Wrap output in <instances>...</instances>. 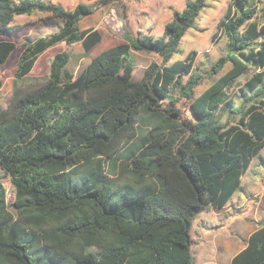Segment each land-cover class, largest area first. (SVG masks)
Wrapping results in <instances>:
<instances>
[{
  "label": "trees",
  "instance_id": "1",
  "mask_svg": "<svg viewBox=\"0 0 264 264\" xmlns=\"http://www.w3.org/2000/svg\"><path fill=\"white\" fill-rule=\"evenodd\" d=\"M207 1L175 10L160 36L125 30L78 74L68 67L71 52L58 51L47 58L46 79L25 86L47 49L80 41L88 53L102 42L100 28L80 29L100 1L68 9L0 0V88L23 26L15 17L38 11L63 21L24 40L10 101L0 105V264H195L193 219L225 207L264 148V0L229 5L218 23L225 54L207 76L231 66L200 94L198 52L169 63ZM133 50L161 61L135 79ZM250 69L236 102L228 89ZM174 90L190 101V117ZM231 264H264V222Z\"/></svg>",
  "mask_w": 264,
  "mask_h": 264
},
{
  "label": "rangeland",
  "instance_id": "2",
  "mask_svg": "<svg viewBox=\"0 0 264 264\" xmlns=\"http://www.w3.org/2000/svg\"><path fill=\"white\" fill-rule=\"evenodd\" d=\"M18 1V0H17ZM60 3L71 9L76 6L77 0H46ZM83 1V0H79ZM98 0H87L94 2ZM99 8L91 16L95 20L100 16L97 23L98 28L103 31L102 42L95 50L86 53L82 43L76 42L67 44L61 42L54 47L55 51L67 49L71 52V59L68 67L78 74L89 63L94 55L102 49H106L122 42L125 30L130 35H136L139 30L143 33L160 36L163 34L166 23L172 19L175 10H182L189 0H108L103 4L99 0ZM233 0H208L201 11L195 26L190 28L181 40L180 51L175 53L169 63L178 59H186L193 50L198 52L195 61V74L206 76L203 82L196 87V95L204 91L220 75L226 72L231 63L228 62L224 69L213 77L208 72L213 64L225 54L226 37L219 30V20L226 13ZM97 11L99 15H97ZM51 15L42 12H34L32 15L22 14L15 17L14 22H25V32L17 34L12 39L18 43L15 52L23 48L22 41L26 38H34L39 35H46L47 31H56L55 19ZM13 22V23H14ZM83 26V25H82ZM84 27V26H83ZM217 33L216 35H214ZM53 48V47H51ZM14 53L9 58L8 64L4 67V79L6 86L0 90L1 104L7 106L12 90H7L8 82L15 77L16 64L13 60ZM135 62L134 78L140 79L145 68L153 61L160 62L161 58L155 53L144 51H132ZM48 74V63L44 55L38 59L29 76L24 79L25 86L43 82ZM254 74V69L237 78L232 87L228 89L230 98L239 102L241 88ZM189 75L185 76V79ZM173 95L178 97L177 106L181 108L183 117H190V101L182 97L177 90ZM168 103V99L166 100ZM15 188L12 183L8 185L9 208L16 212L13 206ZM258 222H264V148L253 158L249 168L242 177L240 188L233 194L229 202L223 208L210 207L198 213L193 219L191 235L193 238V252L195 264H228L231 257L239 251L246 243V237L251 232L250 228H256Z\"/></svg>",
  "mask_w": 264,
  "mask_h": 264
},
{
  "label": "crops",
  "instance_id": "3",
  "mask_svg": "<svg viewBox=\"0 0 264 264\" xmlns=\"http://www.w3.org/2000/svg\"><path fill=\"white\" fill-rule=\"evenodd\" d=\"M80 2H87V0H83V1H79V0H77V2H76V6H77ZM76 6H75V7H76ZM71 9H73V8H71ZM95 13H96V12H95ZM95 13H93V14H91V15H88V16L84 17V18L81 20V22H80V29H81V30H88V29H91V28H98L99 24L97 23V21L99 20L100 16H98L95 20H93V19L91 18V16L94 15ZM97 15H99V12H98V11H97ZM51 17H52V18H51L52 21L55 19L54 21H55V24H56V25H55L56 28H58L59 26L62 25L63 21H62L60 18H56V17H53V16H51ZM14 20H15V19H14ZM14 23H15V24H22V25H23V26L17 31V34H21V35L24 34V35H23V37H24V36H26L27 34L30 33L31 30H30L29 32H25V28H26V25H27L25 22H23V21H19V22H14ZM82 25H83L84 27H83ZM51 32H53V29L50 30V31H47V32H45V33L48 34V33H51ZM26 33H27V34H26ZM17 34H16V35H17ZM16 35H15V36H16ZM34 38H35V37H34ZM12 40H13V39H12ZM24 40H25V39H24ZM24 40L22 41V43L24 42ZM14 41H15V40H14ZM15 43H16L17 46H16V48L14 49V51H13L12 53H14V55H15V56L13 57V60L15 61L16 68H17V61H18V58H19L20 53H21V51H22V48H21V50L15 52V51L17 50V48H18V43H19V42H16V41H15ZM55 46H56V45H55ZM55 46H53V48H49V49H47L42 55H40V57H42V56L44 55V58H45V60L47 61V58H48V57H50V56L54 55L56 52H58V51H55V50H54V47H55ZM97 47H98V46H97ZM97 47H95V48H97ZM95 48L93 49V51L95 50ZM106 49H107V48H106ZM102 50H104V49H102ZM102 50H101V51H102ZM101 51H100V52H101ZM100 52H99V53H100ZM11 55H12V54H11ZM94 56H95V55H94ZM94 56H93V57H94ZM10 57H11V56H10ZM10 57H9V58H10ZM40 57H39V58H40ZM39 58H38V59H39ZM9 60H10V59H8L7 63L3 66V73H4V67L8 64ZM37 63H38V60H37L36 64H37ZM36 64H35V65H36ZM15 70H16V69H15ZM14 72H15V71H14ZM13 84H14V79H13L12 82H10V81L8 82V84H7V90H8V91H11V90H12V92H13ZM4 86H6V82L4 83ZM4 86H3L2 88H0V90H2V89L4 88ZM1 101H2V99L0 98V105H2V104H1ZM2 106H3V105H2ZM4 107H5V106H4ZM256 228H257V227H256ZM256 228H252V227L250 228V229H251V230H250L251 232L247 235V237H246V243H245V245H244L242 248H244V247L246 246V244H247V240L249 239V236L251 235V233H252L253 231H255ZM242 248H241V249H242ZM241 249H240V250H241ZM240 250H239V251H240ZM239 251H237L236 253H238ZM236 253H235V254H236ZM235 254H234V255H235ZM234 255H233V256H234ZM233 256L231 257V260H232ZM231 260H230V262H228V264H231Z\"/></svg>",
  "mask_w": 264,
  "mask_h": 264
}]
</instances>
